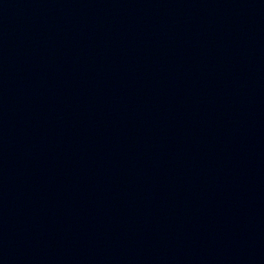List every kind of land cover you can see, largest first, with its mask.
Returning a JSON list of instances; mask_svg holds the SVG:
<instances>
[{
    "label": "water",
    "instance_id": "95a60500",
    "mask_svg": "<svg viewBox=\"0 0 264 264\" xmlns=\"http://www.w3.org/2000/svg\"><path fill=\"white\" fill-rule=\"evenodd\" d=\"M0 264H264V0H0Z\"/></svg>",
    "mask_w": 264,
    "mask_h": 264
}]
</instances>
